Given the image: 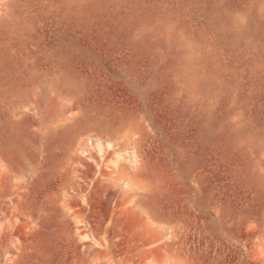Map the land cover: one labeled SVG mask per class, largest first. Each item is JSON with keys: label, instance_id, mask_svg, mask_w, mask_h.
<instances>
[{"label": "rangeland", "instance_id": "obj_1", "mask_svg": "<svg viewBox=\"0 0 264 264\" xmlns=\"http://www.w3.org/2000/svg\"><path fill=\"white\" fill-rule=\"evenodd\" d=\"M0 264H264V0H0Z\"/></svg>", "mask_w": 264, "mask_h": 264}]
</instances>
